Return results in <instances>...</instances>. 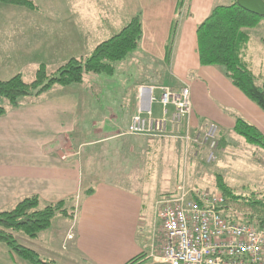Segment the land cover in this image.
<instances>
[{
    "label": "crops",
    "instance_id": "crops-1",
    "mask_svg": "<svg viewBox=\"0 0 264 264\" xmlns=\"http://www.w3.org/2000/svg\"><path fill=\"white\" fill-rule=\"evenodd\" d=\"M31 1L35 9L0 5L1 81L21 75L13 68V60L19 62L18 56L26 62L38 63V67L57 59L64 60L65 64L72 58H86L99 43L119 33L130 19L140 15L142 38L130 58L156 67L160 78L166 74L162 82L169 84L164 86L173 90L189 88L192 132L203 131L206 124L213 123L217 126L219 142L252 147L233 133L235 120L239 118L264 137V113L231 84L221 68L199 63L196 29L214 8L213 0H184L181 10V0ZM188 2H191L189 12L185 6L189 8ZM182 15H186L183 20ZM174 22L178 24L168 55L166 47ZM111 77L105 76L104 81ZM77 87L53 88L39 98L23 100L25 103L22 101L0 117V212L11 210L17 202L30 196H37L44 206L60 201L69 203L72 208L69 223L63 225L58 237L42 240L44 236H38L21 245L54 264H126L139 256L143 258L135 264H158L150 257L151 246L158 239L161 227L156 202L174 193L183 180L188 189H197L189 184V176L182 179L176 175L175 189L160 193L146 207L149 197L143 191L96 179L83 171L78 148L93 145V140L82 141L89 134L106 133L95 141L99 144L122 135L143 136L127 133L131 118L139 112L138 101L126 120L117 115L123 107L111 103L112 106L105 105L107 112L103 120L95 122L91 115L90 87L85 89V97L74 93ZM139 87L144 85H136L133 91ZM133 94L137 96L135 91ZM112 97L119 101L118 97ZM131 102L134 103L133 99ZM172 111L170 107L168 115ZM96 123L98 128L94 127ZM76 134L81 141L75 138ZM179 142L183 149L181 153L178 151V164L188 162L192 167L201 164V159L191 158L189 150L194 147L185 153L182 140L177 138L178 145ZM239 150L232 155L241 159L243 152ZM87 189L93 192L83 195ZM9 251L0 243V264H30Z\"/></svg>",
    "mask_w": 264,
    "mask_h": 264
},
{
    "label": "rangeland",
    "instance_id": "rangeland-1",
    "mask_svg": "<svg viewBox=\"0 0 264 264\" xmlns=\"http://www.w3.org/2000/svg\"><path fill=\"white\" fill-rule=\"evenodd\" d=\"M196 1L200 2L202 0ZM234 2L235 0H213V7L228 6ZM187 4L189 8L187 5L185 6L189 12L191 2ZM185 16L186 15H182L181 20H183ZM245 32L248 35V41L243 52L246 61L249 63L251 72L255 76V84L259 87L262 85L264 75V18L261 19L256 27L248 29ZM15 55L17 54L13 56ZM16 59H18L19 62L13 60V68L16 73L21 74L24 82L30 83L34 79L39 64L26 62V59L20 56ZM63 64L64 60L59 59L54 60V62L50 64H46L45 68L47 74L54 73ZM151 67L152 65H146L144 62L132 61L129 56L124 61L115 64V72L110 79L104 81V75H86L87 77L85 76L83 83L77 85L78 87L74 89L77 90L74 91V93H77L80 97H85L86 95L84 94L87 92L85 89L90 87L88 92L89 95L92 93L91 115L94 117L95 122L96 120L97 122L103 120V115L107 112L105 105L108 104L112 106L111 103H118L123 107L121 112L119 114L117 113V115L120 119L126 120V118L132 114L133 104L137 106L138 98L133 94L134 91L137 93V90L133 91V89H136L134 87L139 84L144 85V87H153L152 97L154 100L151 105L152 116L154 118H160L162 116L161 106L158 103L160 98L158 88L165 84L168 85L169 83L165 81V84H163L162 78H167V75L164 74V77L160 78V74L158 73L159 69ZM156 73L157 75H155ZM57 87L58 86H55L53 88ZM53 88L50 90H54ZM112 95L118 97L119 101H117V98H113ZM39 97L40 96H38V98ZM131 98L134 103H130V100H132ZM34 99L36 98H31V100ZM24 101L23 103H25ZM5 102L7 103L5 99L0 97L1 106H4ZM130 104L131 108L129 107ZM80 112L78 114H80ZM97 124L98 123L94 124L95 128L99 127ZM105 135L106 133L94 132L92 135L89 134L82 140L88 142L91 140L94 141L92 146L78 148V158L83 163V171L91 174L93 178L110 180L128 189L143 191V193L149 197L146 199V207H148L153 199H156L160 193L172 192L175 189L177 183L176 175L182 179H185L184 177L188 178L189 176V184L193 188L206 193L216 192V175L221 176L225 183L237 194L248 195L251 192H264V177L262 175L264 172V149H262V147H251L245 143L244 147L240 143L239 146H234L233 143L228 144L219 142L217 137V144L214 150H210L207 147L200 149L192 147L193 150H189V152L192 153V159L202 160L201 164L192 167L188 165V162L186 165L184 163L181 166L178 164V151L181 153L183 146L181 142H179V145L176 143L177 138L158 139L125 137L122 135V137L109 140L103 144L95 142ZM74 136L81 141L78 134ZM238 149L243 152V158L241 159L235 158L234 155H232V152L237 153ZM245 149H250L252 151H245ZM210 152H212L213 156L216 158L211 162L208 161ZM89 156L91 158H89ZM85 162L86 165H84ZM92 168L95 171H93ZM197 172H199V174L196 175ZM84 185L86 188L88 187L86 183ZM155 202L152 204L153 208ZM43 207L44 205H39V209ZM69 207V203H65L64 209L68 217H64L61 214L56 215L50 228L42 235H38L41 236V238L44 236L42 240H48L51 237L56 238L62 233L63 225L69 223L68 218L72 212V208ZM14 237L18 244L24 246L25 242L31 240L21 233H15ZM13 255L15 254L13 253Z\"/></svg>",
    "mask_w": 264,
    "mask_h": 264
},
{
    "label": "trees",
    "instance_id": "trees-1",
    "mask_svg": "<svg viewBox=\"0 0 264 264\" xmlns=\"http://www.w3.org/2000/svg\"><path fill=\"white\" fill-rule=\"evenodd\" d=\"M184 3V0L180 1V10ZM0 5L36 8L31 0H0ZM261 19L241 9L235 0L231 5L214 7L209 16L197 26L196 39L200 65L221 68L231 84L264 113V75L262 85L256 86L255 76L243 52L248 41L245 30L256 27ZM177 24L174 22L170 42L166 47L168 55ZM141 38L140 15H136L119 33L99 43L86 58H72L51 74H47L42 65L30 83L24 82L21 75H15L6 81L0 80V97L7 101L6 107L0 105V117L9 109L17 108L23 100L37 98L55 86L81 85L89 74L113 76L115 64L131 56L138 49ZM233 133L250 145L264 149L262 134L243 119L235 120ZM215 188L224 198L221 210L229 221L251 223L264 229V192L237 194L219 175L215 177ZM92 192L93 189H87L83 195L87 196ZM39 205V198L30 196L17 202L11 210L1 211L0 243L30 264H54L18 244L14 237L15 233H21L35 239L50 228L56 215L68 217L64 201L45 205L42 209H39ZM142 258L143 256L136 257L126 264H135Z\"/></svg>",
    "mask_w": 264,
    "mask_h": 264
},
{
    "label": "built area",
    "instance_id": "built-area-1",
    "mask_svg": "<svg viewBox=\"0 0 264 264\" xmlns=\"http://www.w3.org/2000/svg\"><path fill=\"white\" fill-rule=\"evenodd\" d=\"M153 87H139V112L131 118L129 135L178 138L185 153L191 147L214 150L217 126L206 124L203 131H191L190 90L158 88L161 118L151 113ZM173 109L168 115V108ZM216 158L210 152L208 161ZM224 198L219 192L191 190L184 181L172 194L156 202L161 221L158 239L150 257L158 264H264V229L255 224L229 221L221 210Z\"/></svg>",
    "mask_w": 264,
    "mask_h": 264
},
{
    "label": "water",
    "instance_id": "water-1",
    "mask_svg": "<svg viewBox=\"0 0 264 264\" xmlns=\"http://www.w3.org/2000/svg\"><path fill=\"white\" fill-rule=\"evenodd\" d=\"M236 4L241 9L264 18V0H236Z\"/></svg>",
    "mask_w": 264,
    "mask_h": 264
}]
</instances>
